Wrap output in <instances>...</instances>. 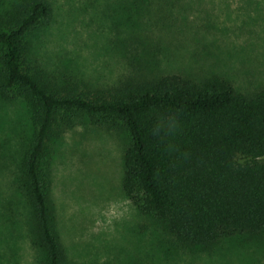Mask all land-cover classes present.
Masks as SVG:
<instances>
[{
	"label": "trees",
	"instance_id": "16d2710c",
	"mask_svg": "<svg viewBox=\"0 0 264 264\" xmlns=\"http://www.w3.org/2000/svg\"><path fill=\"white\" fill-rule=\"evenodd\" d=\"M114 3L115 48L134 70L115 86L61 83L29 61L30 34L51 18L48 0H24L0 28V97H25L32 107L33 139L16 182L30 208L40 264L68 261L51 203V172L56 142L79 118L128 134L121 192L180 245L204 248L263 235L264 86L245 93L220 73L148 68L149 57L167 43L182 44L192 5Z\"/></svg>",
	"mask_w": 264,
	"mask_h": 264
},
{
	"label": "rangeland",
	"instance_id": "374dc122",
	"mask_svg": "<svg viewBox=\"0 0 264 264\" xmlns=\"http://www.w3.org/2000/svg\"><path fill=\"white\" fill-rule=\"evenodd\" d=\"M48 1L51 18L29 36L31 63L61 83L103 88L134 71L115 48V0ZM23 2L0 0V28ZM189 4L193 9L182 44L167 43V50L149 57L146 66L198 77L220 73L245 93L264 86V0ZM31 113L25 97H0V264H40L30 208L16 182L22 154L33 139ZM127 145L125 131L86 118L56 142L51 203L67 264H264V234L187 247L141 214L121 192Z\"/></svg>",
	"mask_w": 264,
	"mask_h": 264
}]
</instances>
